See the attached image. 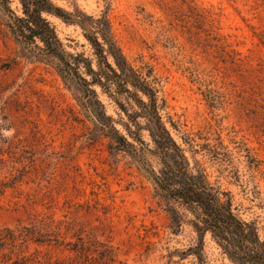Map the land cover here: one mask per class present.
Wrapping results in <instances>:
<instances>
[{"label": "rangeland", "instance_id": "1", "mask_svg": "<svg viewBox=\"0 0 264 264\" xmlns=\"http://www.w3.org/2000/svg\"><path fill=\"white\" fill-rule=\"evenodd\" d=\"M53 1L108 14L124 54L151 73L174 138L188 155L198 151L212 181L264 238V0ZM48 18L68 51L94 57L80 26ZM6 20L0 9V229L37 225L52 240L6 244L0 264L19 254L30 264H102L90 255L100 243L114 249L115 264H199L180 256L197 242L192 226L174 230L152 181L112 150L78 87L55 64L29 57ZM96 90L127 134L126 113ZM70 242L84 243L89 258ZM204 253L209 264H232L210 235Z\"/></svg>", "mask_w": 264, "mask_h": 264}, {"label": "trees", "instance_id": "2", "mask_svg": "<svg viewBox=\"0 0 264 264\" xmlns=\"http://www.w3.org/2000/svg\"><path fill=\"white\" fill-rule=\"evenodd\" d=\"M17 1L19 6L14 9L12 0H0L7 27L17 43L29 57L55 64L65 82L78 87L83 104L94 113L100 131L111 139L112 150L128 154L152 181L156 195L164 201L171 216L174 230L179 232L184 225H190L197 233L196 244L182 251L181 258L194 255L199 264H209L204 250L206 237L210 235L232 264H264V238L258 222L242 218L231 192L212 181L208 168L196 157L198 151L188 155L174 138L161 114L159 91L151 73L137 68L124 54L108 14L96 17L79 8L70 12L53 0ZM48 15L80 26L94 57L68 51ZM96 86L115 99L126 113L127 134L107 114ZM144 131L150 141L145 139ZM151 156L157 159V167ZM42 228L24 226L18 234L16 230L0 229V250L6 244L16 246L18 240L40 244L52 240L51 234ZM69 244L73 245L70 251L89 258L84 243ZM91 254H96L94 259L102 264L116 262L114 249L104 243L95 245ZM29 259L19 254L12 263L30 264Z\"/></svg>", "mask_w": 264, "mask_h": 264}]
</instances>
